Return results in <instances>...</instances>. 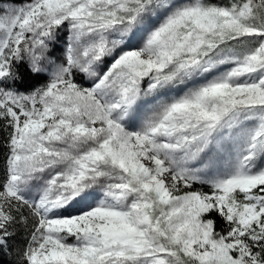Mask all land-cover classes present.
<instances>
[{
	"label": "snow or ice",
	"instance_id": "6c2138e0",
	"mask_svg": "<svg viewBox=\"0 0 264 264\" xmlns=\"http://www.w3.org/2000/svg\"><path fill=\"white\" fill-rule=\"evenodd\" d=\"M0 125L16 264H264V0H0Z\"/></svg>",
	"mask_w": 264,
	"mask_h": 264
},
{
	"label": "trees",
	"instance_id": "16d2710c",
	"mask_svg": "<svg viewBox=\"0 0 264 264\" xmlns=\"http://www.w3.org/2000/svg\"><path fill=\"white\" fill-rule=\"evenodd\" d=\"M27 0H14V3L20 4L25 3ZM43 81H41L42 83ZM33 83L32 81H26L25 87L28 86V84ZM7 136V132L4 130L3 126L0 125V164L3 162L4 153L6 152V149L4 148V142ZM31 221H29L30 225ZM27 231L28 229L24 226H18L17 228V235L15 239L12 241V250L10 254H4L0 255V261H2V264H16L18 260V252L23 248V246L26 243L27 240Z\"/></svg>",
	"mask_w": 264,
	"mask_h": 264
},
{
	"label": "rangeland",
	"instance_id": "374dc122",
	"mask_svg": "<svg viewBox=\"0 0 264 264\" xmlns=\"http://www.w3.org/2000/svg\"><path fill=\"white\" fill-rule=\"evenodd\" d=\"M20 4H23V3H20ZM19 5V4H18ZM205 190H207V189H205Z\"/></svg>",
	"mask_w": 264,
	"mask_h": 264
}]
</instances>
